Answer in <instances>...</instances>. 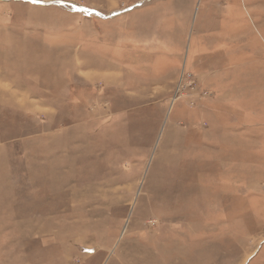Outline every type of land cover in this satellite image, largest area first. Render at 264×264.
Segmentation results:
<instances>
[{"label": "rangeland", "instance_id": "rangeland-1", "mask_svg": "<svg viewBox=\"0 0 264 264\" xmlns=\"http://www.w3.org/2000/svg\"><path fill=\"white\" fill-rule=\"evenodd\" d=\"M0 264H264V0H0Z\"/></svg>", "mask_w": 264, "mask_h": 264}]
</instances>
